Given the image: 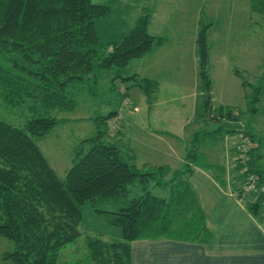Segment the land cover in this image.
Masks as SVG:
<instances>
[{
	"label": "trees",
	"instance_id": "1",
	"mask_svg": "<svg viewBox=\"0 0 264 264\" xmlns=\"http://www.w3.org/2000/svg\"><path fill=\"white\" fill-rule=\"evenodd\" d=\"M248 7L264 24V0H249ZM109 11L107 4L91 0H0V52H7L4 59L21 60L11 62L10 67L0 66V103L6 107L21 104L28 111L20 126L0 118V236L12 241L13 249L3 257L14 264H129V242L133 239L207 240L210 231L187 180L193 167L209 171L218 186L237 193L244 176L235 157L242 153L246 171L254 172L258 183L264 184V172L258 163L260 154L249 126L243 125L237 136L249 139L247 150L238 145L230 147L234 173L230 177L224 176L223 162L209 160L199 148L201 139L215 131L229 134L237 130L234 125L241 111H232L224 104L208 113L212 127L192 133L181 167L167 179L159 181L170 172L164 166L138 172L134 164L125 160L120 145L105 138L101 131L84 138L88 148L75 153L63 178L55 175L37 140L60 120L53 112L70 109L66 85L96 69L123 67L163 40L145 30L146 15L136 17L118 40H98L95 20ZM209 23L198 26L194 39L198 75L205 89L209 87L204 73ZM137 83L142 88L149 84L147 90L155 84L145 78H139ZM206 96L207 103L210 98ZM114 114L108 112L98 119L108 120ZM152 179L167 187V195L158 196L144 189L137 196H127L128 185L138 182L144 188ZM120 196L124 197L123 203L109 211V220L118 227L121 238L105 241L87 236L81 259L66 263L60 257V248L80 234L82 203ZM261 196L246 194L242 199L241 204L252 217L262 212Z\"/></svg>",
	"mask_w": 264,
	"mask_h": 264
},
{
	"label": "rangeland",
	"instance_id": "2",
	"mask_svg": "<svg viewBox=\"0 0 264 264\" xmlns=\"http://www.w3.org/2000/svg\"><path fill=\"white\" fill-rule=\"evenodd\" d=\"M109 1L107 0L111 10L104 17L107 28H104L106 23L100 22L99 19L102 18L95 20L94 27L101 40L109 37H112L111 40H118L133 25V19L135 21V18L141 15L134 17L133 13L137 9H125V2L116 4ZM233 5L234 9L230 10L231 13L228 10L217 13L211 12L212 22L209 23L205 32L207 58L204 73L207 74L208 78L209 87L207 89H205L198 75L196 51L191 53L186 48L190 45L188 37L182 38L184 42L182 53L175 50L176 54L172 55L171 53L168 54V51L150 52L149 49L141 56L129 60L123 67L112 66L108 70L96 69L91 75L68 83L64 92L70 98L72 104L70 109L53 112L54 116L60 120L51 127L43 138L37 140L40 151L48 164L51 165L55 175L60 178L64 177L65 170L74 161L75 150L85 151L88 148L89 144L86 141H81V138L90 137L97 131L103 132V136L109 140H114L116 136L120 143L125 140L123 139L124 135L129 136L130 139L131 136H134L137 141L138 139L146 141L148 148L150 145L159 147L161 150L159 155L163 153L164 143L159 141L160 138L148 136L146 130L144 132L140 130L139 125L141 124L137 123L138 117L133 114L138 113L144 107V94L140 88L138 89V85H132L131 76L127 77L135 69L141 70L146 58L151 56L158 61V64H162L164 57L168 61L173 57L171 64H174L175 68L178 66L181 68L180 71L176 70L178 72H175L181 78L175 75L173 79L183 78L182 84L180 82L178 84V80H172L173 83L171 84L161 81L163 85L157 87L159 88L157 97L161 100L158 105L159 110H164V114H169L172 119L176 115L179 116L178 119L192 118L193 113L189 110L190 103L195 105L194 110L198 116L185 126L181 134V140L185 141L186 146L192 132L205 130L214 125L210 121L208 113L219 104H224L232 111H241L239 113L240 120L234 125V129L237 128V130L232 133L229 131V134L215 131L209 137L201 139L200 144L197 142L200 145L199 148L209 160H222L224 156L223 162L229 168L231 157L233 158V153L229 154L230 147L240 144V139L237 137L238 130L242 129L243 125L249 126L260 154L258 163L264 172V24L255 14L250 13L248 15L249 0H234ZM138 11L141 12V10ZM227 13L232 16L227 17ZM251 18L256 19V24L247 25V20H250V23L253 22ZM204 22H207L205 17L203 21L200 20L198 26ZM216 22L220 24L216 27L212 26ZM226 23L232 24L226 25ZM106 31L109 32L108 35H106ZM6 53L0 52V66L10 67L11 62H21L18 58L4 59L7 56ZM173 70H163L160 74L162 77H169L167 75ZM206 94L210 98L207 103L204 100L207 97ZM204 104L205 108L202 110ZM137 106L139 109L136 111ZM108 112L115 114L108 120L106 117L102 120L98 119L99 116L106 115ZM26 116H28L26 106L19 104L18 106L6 107L0 103V118L11 122L13 125L20 126L27 119ZM173 126L175 128V125ZM117 132L124 133L117 135ZM149 149L153 156L156 155L151 148ZM140 153L141 155L146 154L144 151H140ZM163 162L168 165L170 160L165 159ZM138 169V172L145 170L139 165ZM229 174H234L231 168ZM166 175L159 178V181L163 178L167 179ZM144 189H148L149 193L158 196L167 195V187L154 183L153 179L149 180L144 188L138 182H134V185H128V194L137 196ZM123 200L124 197L121 196L117 199L105 197L82 203L79 207L81 216L78 231L80 234L75 240L60 248V257L66 263L79 261L85 249L84 242L87 236H97L105 241L119 240L121 238L120 231L109 220V211L117 209ZM12 247L13 244L10 239L0 236V264H14L12 259L3 257L5 252L13 249Z\"/></svg>",
	"mask_w": 264,
	"mask_h": 264
},
{
	"label": "crops",
	"instance_id": "3",
	"mask_svg": "<svg viewBox=\"0 0 264 264\" xmlns=\"http://www.w3.org/2000/svg\"><path fill=\"white\" fill-rule=\"evenodd\" d=\"M92 2L105 3L109 6L107 0H92ZM109 2H115L116 4L125 2V9H137L133 13L134 17L139 14L146 15L145 30L154 36L160 35L163 39L161 43L152 47L150 52L168 51V54L171 53L172 55L176 54L175 50L182 53L184 45L182 38L185 37L190 40V45L186 48L191 53L194 52L193 38L198 29V23L200 20L203 21L204 17L207 22H212L211 12L217 13L234 9V0H110ZM138 10H141V12ZM229 13L226 16L230 18L232 15H229ZM249 14L250 9L248 7ZM99 20L104 24L106 23L103 25L104 28H107L106 18L103 17ZM252 23L256 24L255 18L251 23L250 20H247V25H253ZM219 24L216 22L212 26L216 27ZM230 24L226 23V25ZM95 32L98 40L111 42L112 37L101 40L98 32L96 30ZM106 32V35H108L109 32ZM172 62L173 57L170 61L164 57L162 64H158V61L152 56L147 57L141 70L135 69L132 74L127 75V77L133 76V78H130L133 80L132 85H138V89L140 88L144 94V107L133 115L138 117L137 123L141 124L139 126L142 132L146 130V135L160 138L159 141L164 143L163 153L159 155L161 152L159 147L150 145L149 148L156 153L153 156L146 141L140 139L137 141L134 136H131L130 139L129 136L124 135L123 139L125 140L123 143L118 142L119 138L116 136L112 140L120 145L125 160L134 164L137 170H139L138 165L145 170L155 166H164L170 170L166 175L167 178L173 170L181 167L182 157L189 147V143L187 147L185 141L181 140V134L185 126L189 125L192 119L198 116L192 102L189 109L193 113L192 118L178 119L179 116L176 115L172 119L169 114H164V110L158 108L161 100L157 97L159 90L157 87L163 85L161 81L171 84L173 83L172 80H178V84H182L183 78L179 79L181 76L178 73L175 74V72H178L176 70L180 71L181 68L179 66L175 68V65L171 64ZM170 69L174 70L167 75L169 77L161 76V71H170ZM175 75H178L179 78L173 79ZM139 78L154 81L155 84L152 90H147L149 84H146L143 88L140 87L137 83ZM139 108L137 106L136 111ZM164 121L166 122L163 123ZM173 125H175V128ZM119 132H117V135L124 133ZM192 133L190 138L193 135ZM84 138L86 137L81 138V141H84ZM75 151L82 152L83 150L76 149ZM140 151H144L146 154L141 155ZM229 154H231V151ZM162 159H169L170 162L167 165L164 162L162 163ZM224 160L223 156L222 160L219 161L222 163ZM223 165L225 168L224 176L226 178L230 177L231 164H229V168L228 165L226 167L224 162ZM187 180L190 182L194 193H196L210 236L205 241L174 240L168 237L133 239L129 242V264H264V208L257 218L252 217L245 211L243 204L235 201L230 196L227 187L221 188L218 186L211 177L210 172L200 167H193L187 175ZM127 196L130 197L131 194H127Z\"/></svg>",
	"mask_w": 264,
	"mask_h": 264
},
{
	"label": "built area",
	"instance_id": "4",
	"mask_svg": "<svg viewBox=\"0 0 264 264\" xmlns=\"http://www.w3.org/2000/svg\"><path fill=\"white\" fill-rule=\"evenodd\" d=\"M249 145V139L246 137H242L240 139L239 149L246 151L247 146ZM236 160L240 162V172H243V183H241L240 187L238 188V192H230V196L235 199V201H239L242 203V199L244 195L251 194L254 197H260L264 194V184L258 183V177L254 172L246 171V167L244 166V159L245 157L243 154L236 155ZM232 191V190H231ZM259 204L261 207L264 208V195L261 196Z\"/></svg>",
	"mask_w": 264,
	"mask_h": 264
}]
</instances>
